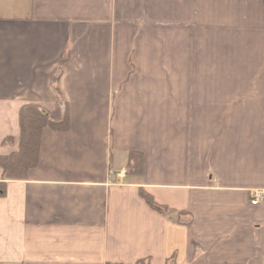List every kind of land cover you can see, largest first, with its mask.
<instances>
[{"label": "crops", "instance_id": "1", "mask_svg": "<svg viewBox=\"0 0 264 264\" xmlns=\"http://www.w3.org/2000/svg\"><path fill=\"white\" fill-rule=\"evenodd\" d=\"M28 103L70 125L7 181L0 264H264V0H0V155Z\"/></svg>", "mask_w": 264, "mask_h": 264}, {"label": "trees", "instance_id": "2", "mask_svg": "<svg viewBox=\"0 0 264 264\" xmlns=\"http://www.w3.org/2000/svg\"><path fill=\"white\" fill-rule=\"evenodd\" d=\"M20 146L17 151L6 155H0V166L3 169V178L0 180V195L5 193L8 180H21L26 178L27 172L38 164L41 146L42 131L50 127L57 131H65L69 128L70 117L67 107L56 106L53 110H45L37 103H28L22 106L19 114ZM11 138L6 139V141ZM127 174L140 178L142 174V155L130 153L128 159ZM148 203L157 210L164 208L156 204L145 195Z\"/></svg>", "mask_w": 264, "mask_h": 264}, {"label": "built area", "instance_id": "3", "mask_svg": "<svg viewBox=\"0 0 264 264\" xmlns=\"http://www.w3.org/2000/svg\"><path fill=\"white\" fill-rule=\"evenodd\" d=\"M262 200H264V190L255 191L252 194V204H258Z\"/></svg>", "mask_w": 264, "mask_h": 264}]
</instances>
